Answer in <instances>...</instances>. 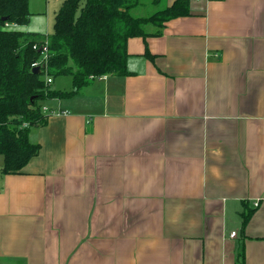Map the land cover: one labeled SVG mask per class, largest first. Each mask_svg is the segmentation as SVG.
Segmentation results:
<instances>
[{
	"label": "crops",
	"instance_id": "obj_1",
	"mask_svg": "<svg viewBox=\"0 0 264 264\" xmlns=\"http://www.w3.org/2000/svg\"><path fill=\"white\" fill-rule=\"evenodd\" d=\"M189 2L0 160V264H264V0Z\"/></svg>",
	"mask_w": 264,
	"mask_h": 264
},
{
	"label": "trees",
	"instance_id": "obj_2",
	"mask_svg": "<svg viewBox=\"0 0 264 264\" xmlns=\"http://www.w3.org/2000/svg\"><path fill=\"white\" fill-rule=\"evenodd\" d=\"M29 1L0 0V156L4 159L3 174L22 172L38 155L41 147L30 142L29 133L32 128L47 123L42 102L72 98L92 78L126 76L129 74V39L158 36L169 21L190 15L189 0H176L170 7L148 17L132 14L145 5V0H64L55 16L53 33L45 35L21 30L31 21ZM155 2L157 4L159 0ZM46 39L48 60L35 74L33 65L41 61L43 50L40 48ZM145 56L153 58L148 50ZM59 76H70L73 90L50 91L47 78L53 80ZM254 212V209H248L242 214L243 225ZM241 258L244 264L243 255Z\"/></svg>",
	"mask_w": 264,
	"mask_h": 264
},
{
	"label": "rangeland",
	"instance_id": "obj_3",
	"mask_svg": "<svg viewBox=\"0 0 264 264\" xmlns=\"http://www.w3.org/2000/svg\"><path fill=\"white\" fill-rule=\"evenodd\" d=\"M63 1L64 0H30L29 10L32 14V26L30 27V30L40 26L42 29H46L48 34H52L55 16L61 8ZM155 1L157 0H145V5L136 9L132 13L133 16L148 17L155 12L166 8V0H162L157 4H155ZM49 90L53 92H69L73 90L72 78L70 76H59L53 79V83L49 85ZM41 104L44 106H53L50 99L42 102ZM0 160L3 161V156H0Z\"/></svg>",
	"mask_w": 264,
	"mask_h": 264
},
{
	"label": "built area",
	"instance_id": "obj_4",
	"mask_svg": "<svg viewBox=\"0 0 264 264\" xmlns=\"http://www.w3.org/2000/svg\"><path fill=\"white\" fill-rule=\"evenodd\" d=\"M7 27H9L7 25ZM12 27H17V26H12ZM47 46H48V39H46L45 41V44L40 48L42 49V59L41 61H39L38 63L34 64L33 67L34 68H40L41 70V66H45L46 65V62L48 60V50H47ZM34 49H37V46L34 47ZM104 76L102 77H99V78H103ZM96 78H92V80H94ZM53 80L51 78H47V84L50 85L52 84ZM43 112L49 117V116H54V115H66L67 112H61L60 110H50L48 107H43ZM2 193V190L0 189V194ZM255 206L257 207L258 206V202L255 203ZM236 236V233H232L231 234V237H235Z\"/></svg>",
	"mask_w": 264,
	"mask_h": 264
},
{
	"label": "water",
	"instance_id": "obj_5",
	"mask_svg": "<svg viewBox=\"0 0 264 264\" xmlns=\"http://www.w3.org/2000/svg\"><path fill=\"white\" fill-rule=\"evenodd\" d=\"M40 72V68L33 69V73L38 74Z\"/></svg>",
	"mask_w": 264,
	"mask_h": 264
}]
</instances>
